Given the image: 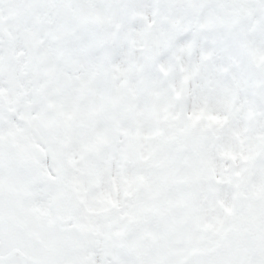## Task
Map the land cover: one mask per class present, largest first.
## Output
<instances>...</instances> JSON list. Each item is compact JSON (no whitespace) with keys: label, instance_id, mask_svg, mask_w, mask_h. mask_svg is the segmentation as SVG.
<instances>
[{"label":"snow or ice","instance_id":"1","mask_svg":"<svg viewBox=\"0 0 264 264\" xmlns=\"http://www.w3.org/2000/svg\"><path fill=\"white\" fill-rule=\"evenodd\" d=\"M0 264H264V0H0Z\"/></svg>","mask_w":264,"mask_h":264}]
</instances>
